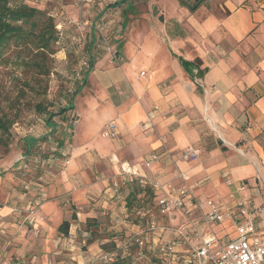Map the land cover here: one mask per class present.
Wrapping results in <instances>:
<instances>
[{"label":"crops","instance_id":"1","mask_svg":"<svg viewBox=\"0 0 264 264\" xmlns=\"http://www.w3.org/2000/svg\"><path fill=\"white\" fill-rule=\"evenodd\" d=\"M148 1L156 12L152 20L156 30L145 34L137 18L123 16L115 34L105 35L121 57L119 63L98 44L95 27L101 25L104 34L110 25L114 28L115 20L106 17L121 6L129 8L130 1L105 0L101 16L89 22L91 31L85 37L94 40V61L85 85L73 98L70 115L77 120L71 129V156L61 171L47 169L40 179H23V187L18 179L0 176V223L15 214L16 201L34 195L45 197L36 212L37 222L60 214L64 199L78 217L95 214L96 209L113 216L118 209L113 205L118 198L115 183H125L111 161L113 155L157 180L162 188L156 195H174L184 185L195 199H212L223 211L245 198L250 208L258 209L256 234L264 242V0ZM180 58L197 66L201 77H192ZM153 106L157 110L152 111ZM84 119L88 128L81 127ZM109 121L117 125L116 138L101 136ZM143 122L146 130L140 129ZM45 125L46 139L57 128L69 130L56 117ZM29 137L36 142L24 147L27 154L15 168L26 167L34 147L43 144L40 137ZM62 138L60 133L58 139ZM59 140L51 149L54 154L61 151ZM187 147L196 154L184 158ZM150 154L157 159L145 167L143 161ZM226 176L232 180L229 185ZM240 183L245 190H238ZM174 215L180 224L179 213ZM191 222L220 241L236 236L230 218L204 224L194 211ZM17 241L23 242L20 248L27 247L23 238ZM6 243L0 241L4 251ZM2 253L0 264L10 257L2 259Z\"/></svg>","mask_w":264,"mask_h":264},{"label":"rangeland","instance_id":"2","mask_svg":"<svg viewBox=\"0 0 264 264\" xmlns=\"http://www.w3.org/2000/svg\"><path fill=\"white\" fill-rule=\"evenodd\" d=\"M12 1H23L28 5L44 9L53 17L55 23L60 22L62 29L61 38L53 46L55 53L49 61L50 69L48 75H40L34 79L35 73H31L18 64L19 59L16 58V51L12 47L5 54L7 60L0 64V117L13 121L7 134L0 132V176L18 179L20 181L19 185L22 184L23 187V179L28 181L40 179L38 177L44 174L47 169L61 171L71 156V129L74 128L71 121L77 120V117L69 116V123L66 124L69 130L64 131L57 128L58 132L46 139L45 116L36 113L34 106L38 102H43L49 111L55 113L66 105V97L76 88V81H80V75L76 76L79 71L80 61L88 58L87 54L82 50V45L89 40L88 37L85 40L78 39L79 33L76 32L77 30L74 26H70L66 22L67 17H75L89 23L92 19L101 16L102 12L99 6L81 5L78 0ZM129 1V8L121 6L116 13L112 12L111 15L106 17L115 20V27L111 28L110 25L105 34L102 29L101 33L104 37L114 35V31L122 23L124 17L127 20L137 18L140 22L138 24L142 25V31L145 34H150L152 30H156L152 22L156 17V12L152 11L149 1ZM98 35L100 36L101 34L98 33ZM98 44L100 45L101 43L98 42ZM99 51H101L100 48ZM101 52L105 51L102 50ZM87 91L88 89L85 91V95L88 94ZM76 101L79 102V100ZM56 120H59L58 117H56ZM84 126L88 128V122L85 119L81 127ZM60 133L63 135L62 140L58 139ZM33 135L40 137V141L43 144H39V148L34 147V152L30 151L31 154L28 161L26 160V167L21 165L15 168V165H19L21 160H23L21 155L27 154L23 144L24 137ZM58 140L61 143L60 148L58 146L61 151H58V154H54L51 149ZM34 158L39 161L44 159V162H35ZM47 159L51 161L46 162ZM39 171L41 173L38 174ZM27 180L25 181L27 182ZM118 182L121 187L123 183ZM123 186L122 189L125 188ZM23 191H25L24 188ZM125 193L122 194L120 188L115 192V195L118 194V198L113 205L116 206L117 204L118 209H116V214H113V216L106 214V211L98 209H96L97 213L92 214L98 217L101 227L97 229L99 230L100 239L90 243L86 241L88 232L85 230L84 225V218L90 214L82 213L80 217L76 216V219H71V208L65 206L67 202L64 199L60 203L62 208L60 214H49L44 219L40 218L37 222L36 212L45 202V197L34 195L33 199H27L26 196H23L25 200L16 201L15 214L12 213L7 221L0 223V231H4L0 232V241L7 242L5 251L4 248H0V251L3 252L1 257L3 259L5 255L10 254L9 258L4 257L7 258L4 259L7 262H2V264L105 263L111 261V259L104 257L106 253L99 248V243L106 241L109 236H113L116 247L123 254L127 251L131 253V264H163L158 263L155 258V243L162 238L164 241L172 238V229L179 225L174 215L177 212H169L167 215L162 216L151 201L147 203L152 211L151 214L157 218L159 224L167 226L168 229L162 233L158 232L160 235L146 232L142 237L145 250L143 248L144 245L142 247L132 246L131 240L135 236L138 227L145 225V221H141L138 217L137 203H132L130 207L125 205ZM63 219H68L70 222L66 236L57 230ZM169 220H172L171 223ZM35 223H38L39 226H35ZM19 238L27 241V247L20 248L23 242L17 241ZM15 244L18 246H15ZM20 255L24 257L23 260L18 259ZM182 263L183 259H175L166 261L164 264Z\"/></svg>","mask_w":264,"mask_h":264},{"label":"built area","instance_id":"3","mask_svg":"<svg viewBox=\"0 0 264 264\" xmlns=\"http://www.w3.org/2000/svg\"><path fill=\"white\" fill-rule=\"evenodd\" d=\"M78 2L81 5L103 7L105 0H78ZM66 22L81 33L78 37L79 40L84 39L85 33L91 31V26L87 21L75 17H67ZM56 28L61 38L62 29L60 22L56 24ZM95 28L101 34L99 36L100 45L110 54V60L114 63H119L121 57L116 54L101 33V25H96ZM88 65V59H82L79 71L86 69ZM194 72H196V69ZM143 74L144 72H140V75ZM155 110H157V107L153 106L152 111ZM71 123L75 125L76 120L71 121ZM140 127L146 130L148 124L143 122ZM101 136L104 138H116L118 136L116 123L114 121L106 123ZM195 154V149L187 147L183 152V157L189 158ZM156 159L157 156L155 154H150L144 159L143 164L145 167H149ZM111 161L117 166L125 181L136 180L139 184H148L154 190V193L162 188V185L157 180L142 175L137 165L131 164L126 160H119L113 155ZM225 183L229 185L232 180L226 176ZM115 187V191H117L119 184L115 183ZM238 190H245V185L240 183ZM155 204L159 214L162 216L167 215L169 212H177L180 215V224L172 229V238L161 243H155L157 249L165 255L166 260H173L177 249L181 248L186 251L182 264H264V242L256 234L254 221L258 209L250 208L245 198L237 200L232 210L223 211L212 199L204 201L195 199L189 188L183 185L177 188L174 195H156ZM194 211H198L201 214L204 224L220 223L224 219L230 218L235 224L236 236L227 241H220L212 232L203 234L191 222V216ZM167 229V226L157 223L154 218L147 222L146 230L149 232L162 233ZM143 231L141 229L139 234ZM136 241L140 245L143 244L141 238H136ZM104 257L107 258L106 255Z\"/></svg>","mask_w":264,"mask_h":264},{"label":"trees","instance_id":"4","mask_svg":"<svg viewBox=\"0 0 264 264\" xmlns=\"http://www.w3.org/2000/svg\"><path fill=\"white\" fill-rule=\"evenodd\" d=\"M56 24L57 23L54 22L53 17L44 9L28 5L23 1L13 2L12 0H0V64L7 60L5 54L7 50L12 47L13 50L16 51V58L19 59L18 64L31 73H35L34 79L40 75H48L50 69L49 61L51 56L55 53L53 46L60 39ZM86 38L87 37L83 40ZM82 46V50H84L88 56L87 59L89 65L86 69L76 73V76L80 75V81H76V88L69 94L68 97H66V105L55 113L49 111L43 102H38L34 106L35 112L43 114L45 116V121L48 123H50L53 117H58V119L64 124L69 123V116H71L70 111L73 109V98L85 85L87 73L91 70L94 61V40L91 38L89 41H85ZM179 61L182 66L191 73L192 77H201L202 71H199L197 66L192 65L193 63L185 61L181 58ZM192 69H196V72ZM12 122L13 121L0 117V132L2 134H7L9 126ZM35 142L36 141L29 136L24 137L23 139V144L26 149L31 148ZM124 182V186H122L125 187V190L122 189V186H119V188L122 194L126 192L124 196L125 205L130 207L132 203H137L138 217L141 221H145V225H140L138 227L135 236L131 240L132 246L142 247L144 244H138L136 238L142 239L143 235L146 232H149L146 230L147 222L154 218L155 221L159 223L157 218L151 214L152 211L147 204L151 201L156 206V195L154 190L151 189L148 184H139L136 180H124ZM99 206L100 205L97 204L96 207ZM106 214L108 213L106 212ZM71 219H76V215L73 212ZM84 225L85 230L88 232L86 241L90 243L100 239L99 230L97 229L101 227V223L96 215L86 216L84 218ZM69 226V220L63 219L58 225L57 230L62 235L66 236L68 234ZM141 229L144 231L139 234ZM150 233H157L160 235L158 232ZM107 238L108 239L106 241L99 243V248L106 253L107 258H109V260L111 259V261L100 264H131V253L127 251L123 254L122 251L116 247L113 236H109ZM162 239L158 240V243L164 242ZM155 246L156 249L154 251L157 262L164 264L166 261H169L166 260L165 255L157 249V245ZM143 248L145 250V245ZM185 255V249H177L173 260L183 259Z\"/></svg>","mask_w":264,"mask_h":264}]
</instances>
